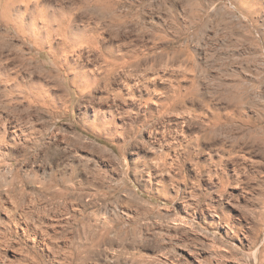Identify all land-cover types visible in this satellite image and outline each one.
<instances>
[{
  "label": "clouds",
  "instance_id": "clouds-1",
  "mask_svg": "<svg viewBox=\"0 0 264 264\" xmlns=\"http://www.w3.org/2000/svg\"><path fill=\"white\" fill-rule=\"evenodd\" d=\"M237 3L47 0L29 22L40 0H0V249L18 264H129L141 249L187 248L193 229L166 221L180 208L216 229L199 231L215 245L207 264H264V0ZM161 12L185 44L220 16L244 32L257 50L247 79L221 83L212 52L174 80L109 59L150 33L141 15ZM41 46L55 74L23 51Z\"/></svg>",
  "mask_w": 264,
  "mask_h": 264
},
{
  "label": "rangeland",
  "instance_id": "rangeland-1",
  "mask_svg": "<svg viewBox=\"0 0 264 264\" xmlns=\"http://www.w3.org/2000/svg\"><path fill=\"white\" fill-rule=\"evenodd\" d=\"M132 2L135 4L136 0H132ZM196 2H200V0H196ZM213 2H215V0H213ZM223 2L225 4L232 3L239 9L237 0H223ZM138 6L139 5L137 4V7ZM144 12L150 13V10L145 9ZM162 17L164 19H162ZM173 17L175 18V8H173ZM140 18L145 21V27H148L150 31H153L156 34L153 39L154 46H166L169 48L181 49L186 55V58L188 57L187 59H189L190 62H192L193 60V62H196L198 64L201 63V58H206L208 52L213 51L212 53H214L216 66L219 67L223 65V67H221V72L224 73V75L221 77V83H223L224 85H231L236 81L237 78L239 80L247 79L245 72L247 69L253 66L247 64L246 61L251 57L257 55V50L252 47L251 40L245 42V33L240 31L238 28H235L232 24L227 23L223 16L218 17L213 22V24L203 29L204 38L200 40L199 45L193 43L185 44L183 39L175 38L173 36V33L168 31L169 25L165 24L167 13L161 12L159 15L151 13L150 15H141ZM149 20L154 21L155 23H148ZM210 37H214L215 39H209ZM193 39H199V34L194 35ZM141 42L144 43V40H142ZM205 44L208 45L207 49L203 47V45ZM261 47H264V41L261 42ZM158 50L159 49H157V51ZM31 52L28 55L32 56L34 54L33 56H35L38 61L47 63L51 60L50 56H48V52L45 50L41 51L39 54H37L35 50H31ZM47 68L51 69V67ZM241 69H244L245 71H241ZM212 75H219V73L213 71ZM157 85H161L159 81L157 82ZM27 190L32 191V188H28ZM36 191L38 192L39 189H36ZM4 199L5 207L10 208L12 204H10L7 197H5ZM163 203L167 204L169 202L163 201ZM161 212L166 213L167 209L162 208ZM0 217L7 219L6 214L2 211H0ZM41 219L43 220L44 224H46V222L49 220L48 217H41ZM52 221L55 220L53 219ZM166 221L167 223L178 226L187 225L188 227L193 229V231H190L188 233V237L184 238V242L187 244V248L164 245L161 246L158 251L151 248L147 250L141 249L138 253L135 254V258L129 261V264H207V261L210 259V256L212 254V248H214L215 245L211 240H208L206 237L200 236L199 231L200 229H204L208 232H213L216 231V229L208 228L207 225L201 221H194L192 217L185 215L180 208H177L176 212L173 215L166 216ZM61 223H63V221ZM32 228L35 231H38L36 235H34L33 231L32 234L35 239L41 244V246H43L46 243V237L43 234L44 232L42 231L43 233H41V229L35 226H32ZM159 228L160 226L157 225L158 230ZM56 230H60L59 225L56 227ZM46 231H48L49 234L53 232L52 230H50V228H46ZM164 231L169 232V234L171 235H175L177 229H168L167 227H165ZM200 242L209 244L210 247L203 248L200 246ZM25 246L31 248L32 240H28ZM44 250L47 251V248H45ZM169 251L171 254H169ZM0 252L3 253V255L0 256V264H18V262L22 259V255L20 252L11 249H0ZM49 255H51V253H49ZM4 257H6V259Z\"/></svg>",
  "mask_w": 264,
  "mask_h": 264
},
{
  "label": "bare ground",
  "instance_id": "bare-ground-1",
  "mask_svg": "<svg viewBox=\"0 0 264 264\" xmlns=\"http://www.w3.org/2000/svg\"><path fill=\"white\" fill-rule=\"evenodd\" d=\"M20 7H23V5H21ZM28 8L30 11L26 15L25 19L30 22L34 15H40L41 13H43V14L47 13V0H40L39 7L36 5H33V4H29ZM155 35L156 34L153 31H150V33H146L145 38L143 39L144 43L141 42L142 40H140V39L133 41V46L135 48L134 51L125 48L123 50L125 52L124 55H122L120 57H109V59L113 60L115 62V64H117L121 67L126 65L127 70L130 72H135L139 68L146 66V64H152V66L154 68H158V71H159V74L161 77H169L170 79L174 80L181 75L190 76V74H192V71H193V63H194L193 60H192V62H190V60L187 59L188 57L186 58V55L183 53V51L181 49L169 48L166 46H154L153 45V41H154L153 39H154ZM149 43H150V45H149ZM157 49H159V50L157 51ZM32 50H35L37 52V54H39L41 51H44V50L48 52V49H46L42 46L39 48L32 49ZM23 51L27 54H30V52H31L27 47H25L23 49ZM48 56H50V55H48ZM140 56H147L149 59L147 61L140 60L138 66L134 67L132 62L135 61L137 59V57H140ZM50 59H51L50 60L51 63L53 65H55L56 61L53 60V58L51 56H50ZM153 59H155L156 63H153ZM43 64H44V67L41 68V71H45L46 73L52 72L53 74H55L54 69H52V68L48 69L47 68L48 67L47 63L43 62ZM196 64H198V63H196ZM89 67H94V66L90 65ZM152 74L153 73H151V72L146 73V75H152ZM36 78L37 79H43V77H41L39 75V73H37ZM127 79L129 82H132V83L135 82V80L132 76L127 77ZM160 86L162 87L163 85L161 84ZM121 89L124 92L127 91V89H123L122 86H121ZM9 202H10V204H12L10 200H9ZM52 220L53 219H49L45 225L55 224V221H52ZM57 226L58 225H56V227ZM47 228H50V230L53 231L52 227H47ZM31 231H33L34 235H36V233H38V231L37 230L35 231L33 228H31ZM41 233H43V232L41 231Z\"/></svg>",
  "mask_w": 264,
  "mask_h": 264
}]
</instances>
